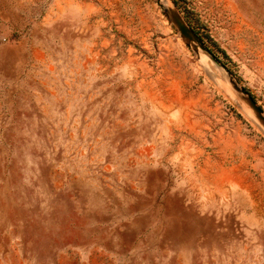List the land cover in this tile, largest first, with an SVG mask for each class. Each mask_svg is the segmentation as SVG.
Returning <instances> with one entry per match:
<instances>
[{
	"label": "rangeland",
	"instance_id": "obj_1",
	"mask_svg": "<svg viewBox=\"0 0 264 264\" xmlns=\"http://www.w3.org/2000/svg\"><path fill=\"white\" fill-rule=\"evenodd\" d=\"M171 1L217 61L156 0H0V264H264V0Z\"/></svg>",
	"mask_w": 264,
	"mask_h": 264
},
{
	"label": "water",
	"instance_id": "obj_2",
	"mask_svg": "<svg viewBox=\"0 0 264 264\" xmlns=\"http://www.w3.org/2000/svg\"><path fill=\"white\" fill-rule=\"evenodd\" d=\"M164 13L166 17L173 23V25L178 30L180 36L184 39V41L190 45L193 46L196 50L197 48H200L207 54L211 56V58L215 61L217 59L213 56V54L210 52V50L204 45V43L198 38V36L195 34V32L188 26V24L184 21L183 17L179 14V12L174 7H170L166 10H164ZM231 83L235 90L240 93L241 98L246 101V103L250 106V108L254 111L256 117L258 120L263 124L264 126V113L263 110L256 104L255 100L252 96H250L247 91L237 85V83L233 80H231Z\"/></svg>",
	"mask_w": 264,
	"mask_h": 264
},
{
	"label": "bare ground",
	"instance_id": "obj_3",
	"mask_svg": "<svg viewBox=\"0 0 264 264\" xmlns=\"http://www.w3.org/2000/svg\"><path fill=\"white\" fill-rule=\"evenodd\" d=\"M155 1V0H154ZM157 1V3H158V10H160V11H162V10H166V9H168V8H170V7H173V3H172V1L171 0H156ZM165 18V17H164ZM219 78H221V77H219ZM218 78V79H219ZM245 108V107H244ZM248 110V109H247ZM250 112V111H249ZM248 111H247V113H249ZM251 113V112H250Z\"/></svg>",
	"mask_w": 264,
	"mask_h": 264
}]
</instances>
